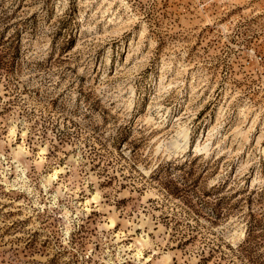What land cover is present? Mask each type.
Masks as SVG:
<instances>
[{
	"label": "rangeland",
	"instance_id": "rangeland-1",
	"mask_svg": "<svg viewBox=\"0 0 264 264\" xmlns=\"http://www.w3.org/2000/svg\"><path fill=\"white\" fill-rule=\"evenodd\" d=\"M0 264H264V0H0Z\"/></svg>",
	"mask_w": 264,
	"mask_h": 264
},
{
	"label": "bare ground",
	"instance_id": "bare-ground-1",
	"mask_svg": "<svg viewBox=\"0 0 264 264\" xmlns=\"http://www.w3.org/2000/svg\"><path fill=\"white\" fill-rule=\"evenodd\" d=\"M185 131H187V130H185ZM256 143L257 144L263 143V138L262 137L257 138ZM198 147L199 146H197V149H198ZM18 150H22V148L19 146ZM54 179H56V174L55 173L48 177V181H51V180H54Z\"/></svg>",
	"mask_w": 264,
	"mask_h": 264
}]
</instances>
